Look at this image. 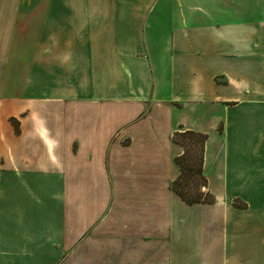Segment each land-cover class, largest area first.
Masks as SVG:
<instances>
[{
    "label": "crops",
    "instance_id": "obj_1",
    "mask_svg": "<svg viewBox=\"0 0 264 264\" xmlns=\"http://www.w3.org/2000/svg\"><path fill=\"white\" fill-rule=\"evenodd\" d=\"M0 264H264V0H0Z\"/></svg>",
    "mask_w": 264,
    "mask_h": 264
},
{
    "label": "trees",
    "instance_id": "obj_2",
    "mask_svg": "<svg viewBox=\"0 0 264 264\" xmlns=\"http://www.w3.org/2000/svg\"><path fill=\"white\" fill-rule=\"evenodd\" d=\"M11 122L15 123L14 120ZM172 139L181 148V154L174 159L179 175L171 183L172 191L190 206L213 203L214 197L206 190L207 180L203 174V155L207 135L180 129L173 133Z\"/></svg>",
    "mask_w": 264,
    "mask_h": 264
},
{
    "label": "rangeland",
    "instance_id": "obj_3",
    "mask_svg": "<svg viewBox=\"0 0 264 264\" xmlns=\"http://www.w3.org/2000/svg\"><path fill=\"white\" fill-rule=\"evenodd\" d=\"M219 130H220V128H219Z\"/></svg>",
    "mask_w": 264,
    "mask_h": 264
}]
</instances>
